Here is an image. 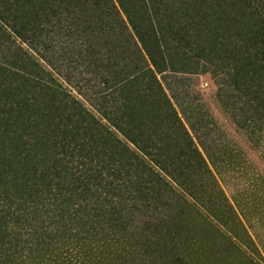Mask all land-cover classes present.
<instances>
[{"label": "trees", "instance_id": "16d2710c", "mask_svg": "<svg viewBox=\"0 0 264 264\" xmlns=\"http://www.w3.org/2000/svg\"><path fill=\"white\" fill-rule=\"evenodd\" d=\"M188 1L0 0V264H262L246 220L264 223V177L229 196L159 77L155 15L186 33ZM198 1L205 40L233 45V82L264 113V0ZM111 9L143 64L89 106L23 43L66 18L92 37Z\"/></svg>", "mask_w": 264, "mask_h": 264}, {"label": "rangeland", "instance_id": "374dc122", "mask_svg": "<svg viewBox=\"0 0 264 264\" xmlns=\"http://www.w3.org/2000/svg\"><path fill=\"white\" fill-rule=\"evenodd\" d=\"M188 2L191 9L185 10L181 19L186 33L170 31L173 19L164 12L155 15L166 36L170 63L159 77L221 185L229 196L241 200L239 192L250 185L253 188L258 173L264 177V113L255 105L254 91H240L233 82L234 65L225 64L233 45L227 49L214 40L206 41L199 1ZM108 15L104 27H98L92 37L91 22L90 32L86 33L80 20L66 18L50 23L37 41L23 43V47L32 46L47 69L89 106L99 105L104 96L111 98L115 81L111 72L127 68L132 59L143 64L132 32L114 10ZM91 41L100 45L93 48ZM257 195L264 197L263 181H259ZM242 204L244 212L251 207ZM252 220L246 222L259 244L257 256L264 264V223Z\"/></svg>", "mask_w": 264, "mask_h": 264}]
</instances>
